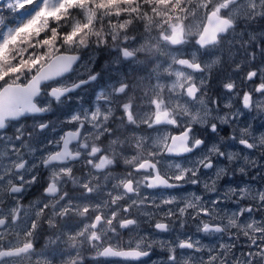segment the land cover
<instances>
[{
  "label": "snow or ice",
  "instance_id": "1",
  "mask_svg": "<svg viewBox=\"0 0 264 264\" xmlns=\"http://www.w3.org/2000/svg\"><path fill=\"white\" fill-rule=\"evenodd\" d=\"M7 7L13 12H20V15L14 26L6 25L0 18V193L3 194L0 195V264H19L20 260H30L35 255L31 238L40 219L49 209V227L56 226V217L63 220L76 215L86 221L74 234L68 236L72 248L87 243L96 250L98 256L121 257L125 260H140L150 256L153 243L148 242L145 237H141L134 248L124 250L109 243V233L117 236V228L127 229L138 225L135 218L130 215L122 216L121 213H130L131 209H139L144 205L147 198L141 196L142 186L150 189L180 186L179 183L170 181L197 184L198 180L193 177L197 176L200 168H213L212 155L225 157L229 162L239 158L238 153H226L219 145H213L192 167L170 164V168H175L171 175L162 173L159 167V157L164 154L192 153L204 145V140L193 134V125H208L210 110L201 93L204 80L197 78L194 73L204 72L219 63V57L212 59L210 64L202 62L201 57L212 55L223 42L224 34L234 30L240 19L254 21L264 18V0H9ZM197 17L200 23L195 31V44L199 47L191 53L190 58H184V53L175 46L189 42L187 38L193 34L191 20ZM137 23L143 25L139 38L129 31ZM41 33L46 34L42 36ZM129 41H134L135 44H130ZM93 45L96 48H111L116 52L117 60L122 57L135 63H146L148 67L155 65L153 72L156 83L144 93L147 97L144 102L150 106L149 112L140 116L134 111V98L128 93L130 86L121 81L118 87L112 86L111 92L101 89L96 95L94 110H81L64 121L74 124L75 128L64 132L59 140L48 141L56 147L40 158V164L50 173L44 192L51 199L36 209L35 219L31 220L30 226L26 224L21 229L18 221H25L27 214L25 217L21 216L19 197L13 194L22 193L26 185L37 182L35 174L30 178L26 177L38 165L26 160L22 152V149H27L34 154L36 149L24 139L25 131L22 127L16 129L14 137H6L3 130L10 121L50 110V103L41 104L37 100L42 95V84L52 82L48 84L47 95L60 104L63 103L62 98L69 93L97 81L101 75L99 72H89L87 79L72 83L58 79L72 70L73 64L80 59L82 49ZM61 49L64 51L61 52ZM252 58H255L254 53ZM239 68L240 65L237 64L236 70ZM165 75L170 79L162 80ZM257 76L258 72L251 70L247 72L246 79L254 81ZM259 79L254 91L264 96V70L259 72ZM224 87L232 92L236 85L230 81ZM198 93L201 95L198 96ZM242 100L244 108L253 107L251 93L245 92ZM101 101L103 105L99 103ZM196 104L200 107L196 108ZM259 106L264 110V102H260ZM117 108L122 109V114L118 117L122 126L126 117L127 125L139 127L140 124H145L158 134L161 131L157 127L159 125L181 130L178 134H171L165 129V134L157 135L151 143L150 137L134 136L130 146L135 149V153L125 155L122 149L127 141L117 134L118 128L109 126ZM219 119L220 123H229L227 115ZM37 127L42 133L49 128V124L40 122ZM210 128L215 133L216 123H211ZM28 136L31 137L32 133H28ZM105 136L108 138L107 146L98 143ZM248 136V129H243L239 144L247 150L264 152V136L258 140L252 138L251 142L246 138ZM231 139L236 140L237 137L232 136ZM13 155L16 157L14 160L11 158ZM118 159L127 166V170L123 176L116 178L113 177L110 166H114ZM243 159L245 164L256 163L247 156ZM73 162L90 166L83 178L74 175ZM240 171L243 173L245 168L240 167ZM224 174L225 169L217 170L216 179ZM110 178L116 180L112 189L117 191L108 190L105 192L107 199L93 203V195H99L106 189ZM69 181L84 190L79 198L69 197V193L64 190ZM215 183L213 180L211 186L205 184V189L216 191ZM232 195H237L239 199L250 197L256 203L242 207L230 216L218 217L217 205L220 200H212V207H207L202 202V197L194 195L183 201V207L168 209L165 216L169 219L177 217L181 227L187 222L185 217H209L208 221H200L198 231L205 234H229L237 239L242 234L249 241L248 252L242 254L243 259L234 258V264H264V219L258 220L252 215L254 210L264 209V191H257L252 195L247 188H232L225 194L229 197ZM9 197L16 203L5 209L3 203ZM77 199L88 202H76ZM122 200L129 202L126 206L121 205ZM161 203L170 205L177 203V200L170 197L163 199ZM155 206L160 207L159 204ZM189 209L193 211L190 213ZM245 213L248 216L241 220ZM216 219H220L221 223H212ZM225 220L226 223L223 222ZM155 228L167 232L170 226L158 221ZM231 229H235V233ZM13 231L17 243L13 245L8 241L6 246L4 242ZM21 235L24 237L22 243ZM219 247V254H209L207 260H204L203 257L177 252V249L201 252L198 240L191 237L179 239L174 245L167 246L168 262L227 264V253L231 252L235 244H221ZM36 264H52V261L38 258ZM61 264H81L80 252L77 251L74 257L70 256L66 261L62 260Z\"/></svg>",
  "mask_w": 264,
  "mask_h": 264
},
{
  "label": "flooded vegetation",
  "instance_id": "2",
  "mask_svg": "<svg viewBox=\"0 0 264 264\" xmlns=\"http://www.w3.org/2000/svg\"><path fill=\"white\" fill-rule=\"evenodd\" d=\"M139 38V37H138ZM197 36H194L192 39L193 45L198 48V45L195 44V39ZM258 44L259 46H264V18H257L254 21H246L244 19H240L234 30H229L228 34H224V40L223 42L218 46L220 48L219 52L220 55H217L220 58V64L214 69L211 70L208 75L205 77L204 80V87L201 90V93L203 94V98L205 100V103L210 110L212 106L215 105L219 108V112L214 113L213 115L216 117L214 118L213 115L208 121V125L204 126H198L193 125V134L202 140H204V145L201 146V148L196 149L192 153L185 154L183 156H168L171 159H174L176 161L179 160H186L190 157H197L198 154L202 151H204L207 154L208 148L212 147L213 145H219L221 150L229 153L234 152L239 154V158L229 162L225 157H219L216 155L211 156V160L213 162V168L211 169H205L204 171L208 173H212L216 167L219 169L223 168L226 170V174L222 175L221 178L216 179V177H212L210 186L212 185L213 180L216 181L215 188L216 191H211L208 195H220V205L226 206L228 208L226 216H230L232 213L237 212L242 207H247L250 205H253L256 203V201L252 200L250 197H246L244 199H239L237 195L232 196H225L226 193L229 192V189L235 188L237 190L242 188H247L250 190V193L254 195L257 191H264V152H261L259 150L253 149V150H247L244 149L242 145L239 144L238 140L241 135V131L243 129H248L250 136L246 137L250 140L252 138L256 137V132L258 130L255 128H250L247 124L243 122V118L238 114L240 110H245L243 107V94L241 95V106L242 108L238 109L235 107H226V105H229L228 102H226V97L234 92L235 94H241L242 90L239 87H236L233 89L232 92H229L227 89H225L224 84L216 83L215 78L218 76L219 78H223L224 80H228V82H233L235 79L241 78L244 74L242 68L240 67L239 70H236V65H240L241 59L240 56L242 54V51L244 48L250 49L253 44ZM204 50H201L203 52ZM216 54L203 56V60H207L209 58L215 57ZM251 68L255 69L258 72L261 70H264V60L261 58H258L252 65ZM248 72V70H247ZM246 72V74H247ZM149 75L154 74L152 70H149ZM203 72H197L194 74H199ZM246 76V75H245ZM246 78V77H245ZM132 79V78H131ZM168 79L167 77L163 76L162 80ZM258 77L254 78V81H248L249 83H256V80ZM98 82H103L104 78L103 75L100 76V79L98 77ZM134 80V79H133ZM223 81V80H221ZM138 94L142 95L143 98H147L144 96L142 92H140L137 89ZM225 92V95L222 93ZM201 93H198L197 95H201ZM249 93L252 94L253 99V106L254 102L257 101L258 96H261V94L256 93L255 91H250ZM264 97V96H263ZM63 100V99H62ZM140 111H144L143 106H139ZM250 112H252L254 107L249 109ZM48 113V114H47ZM235 114V115H233ZM227 115L229 119V123H220L219 117H223ZM39 117V116H36ZM51 115L49 112H46V114L43 116V119H47L45 123H48V120H50ZM216 123L217 125V131L214 133L211 131L210 124ZM158 128L163 130V128L170 127L169 131L171 134H178L181 129L179 128H173L172 126H165V125H159ZM73 128L64 129L61 132V135L64 132L73 130ZM119 128V127H117ZM7 129V128H6ZM5 129V130H6ZM3 130V132L5 131ZM36 130L38 132L39 129L36 126ZM45 129L44 131H46ZM146 131L147 138L150 137L149 141H152L157 137V132L154 129L144 128ZM160 131V132H161ZM126 134H130L132 137L135 135L133 132H126ZM60 135V136H61ZM142 136V135H140ZM236 136V140H232L231 137ZM154 137V138H153ZM127 141V143L124 145L125 147H129L131 144V141L124 139ZM98 143H101L105 146H107L108 138L104 137V139H101L98 141ZM74 147V145H72ZM123 153L125 155H133L135 151L133 152V148H123ZM167 156V155H162ZM247 156L251 161H255V165L251 164H245V161H242L243 157ZM75 164V167L73 169V173L75 176L84 177L86 174V170L90 166H85L79 162H73ZM41 167H43L42 164H40ZM161 168L162 173L166 174L164 170L161 167V164L159 165ZM240 167H244L245 171L242 173L240 171ZM112 172H114L117 176H123L127 170V166L124 165L122 160H118L117 163L110 168ZM138 175V174H137ZM172 183H179V187L165 189V188H145L141 187V196L146 197V194L148 195H155V196H166L167 198L173 196V195H179L184 191H187L188 189L184 187L182 184L183 181L176 182V181H170ZM48 182L45 180V173L41 172V177L39 178L37 176V182L32 185V187L29 189V192L32 196L35 197H41L44 195V189L47 187ZM192 187H197L198 191L203 192L201 188L199 187V184H193ZM84 190H82L83 192ZM119 191H122L120 189ZM77 193H80V190L77 189ZM45 196V195H44ZM47 199L51 198L48 196H45ZM38 199V198H37ZM24 198L22 199V201ZM129 201L122 200L120 201L121 205H127ZM63 203V202H62ZM158 204V203H156ZM156 204H151L148 202V200H145L144 205H142L139 209L133 208L130 210V213H121L122 216L130 215L131 218H135L138 221L137 226H133L127 229H119L117 228V232L119 235H117V238L119 239L120 245L118 246L121 249L128 250L132 245L129 246H123L121 243L125 242L126 239H130V234H132L135 231H151L157 235H160L159 237L163 239L164 243H159L155 246H153L150 249V256L144 257L143 259H140L138 261H128V260H117V259H108L112 260L119 264H169L168 262V251L167 246L174 245V243H177L179 239H187L188 237H191L193 240L196 238V233L199 234L200 238L203 239V242L210 241L212 239V234H205L201 231H198V227L201 225H198L196 222V219H190L188 217H185L184 219L187 221L183 227L180 226V220L177 217H172L169 219L165 216V213L170 209L174 204L170 205H164L162 203H159L160 207H156ZM4 207V204H3ZM5 208V207H4ZM233 209V210H230ZM50 210V209H49ZM49 210H46V214L44 217L40 219L39 226L37 230L34 233V236L31 238L32 243L34 246V259L33 262L36 264V261L38 258L45 259V260H51L52 264H61V259L66 258L67 255H76V252H80V256L84 258L86 254V249L84 245H77V248L70 247V242L68 241V236L70 235V223L67 222V227L62 228L60 224H56L55 227H49L47 223ZM192 209H189V212H191ZM144 213H148L150 215H146ZM253 217L256 219H264V209L254 210L252 213ZM248 214L245 213L244 217H241L240 219L243 220L245 217H247ZM35 219V217L33 218ZM73 219V216H72ZM71 219V220H72ZM61 219L57 217L56 223H60ZM164 222L169 224L170 229L167 232H161L155 228V224L157 222ZM19 223V221H18ZM214 223V222H212ZM218 224V223H214ZM74 226L72 227V231L74 232ZM231 231H235L234 229H231ZM73 234V233H72ZM218 234V233H215ZM222 237L224 239V242H226L228 245L235 244V247L231 250H235L230 254V256H234V258H241L244 257L242 254H246L248 252V244L247 246H241V243L246 242L247 238L244 237L242 234L237 239L235 236H230L229 234L221 233ZM23 235H21V243L23 242ZM8 241H11L13 245H16V234L15 231L12 232L11 235L7 237L5 240V245L7 246ZM249 243V241L247 240ZM132 243V242H131ZM164 245V246H162ZM205 247V246H204ZM204 247H202V251L198 253H193L191 250H179L177 249V252H186L189 255H192L193 257H203L204 260H207L209 253H206ZM134 248V247H133ZM237 250H240L239 253H237ZM193 253V254H192ZM82 254V255H81ZM89 255H90V248H89ZM98 258H100L97 255ZM90 258V257H89ZM94 259V257L92 258ZM91 259V260H92ZM228 260V257H227ZM81 264H85L84 261ZM227 264H230L227 262Z\"/></svg>",
  "mask_w": 264,
  "mask_h": 264
},
{
  "label": "rangeland",
  "instance_id": "3",
  "mask_svg": "<svg viewBox=\"0 0 264 264\" xmlns=\"http://www.w3.org/2000/svg\"><path fill=\"white\" fill-rule=\"evenodd\" d=\"M8 2H9V0H0V18H2L4 20V23L6 25L14 26V22H15L16 18L20 15V12H13L12 10H10L7 7ZM186 23H188V21H186ZM199 23H200L199 17L192 19L191 20V26H192L193 34L188 36L187 39L189 42L185 45L175 46L176 48L180 49L184 53V58H190L191 53H193L197 49L193 45L192 39L194 38V36H196L195 31H196L197 25ZM140 27H142V31H143V25L140 23L134 24L132 26L131 30L130 29L129 30H130V32L136 31ZM45 34L46 33L42 34V36ZM132 34H133V32H132ZM134 35H138V33H136ZM137 37H139V36H137ZM129 43L135 44L134 41H129ZM219 47H217L215 52L213 53V54H216L215 57L209 58L207 60L204 59L203 62L210 64L212 59L218 57L217 55H220V52H219L220 48ZM101 48L103 49V51L101 52L103 57L101 59L98 58V55L96 54L97 52L94 51V49L95 50L98 49L94 45L88 49H82L81 52L83 53V55L80 56V61L72 68V70L67 75L61 77L60 79H63L66 83H72V82L78 81L80 79H87L89 72H93V73L99 72V73H101L100 76L103 75V78H104L103 82H98V80H97V81H93L90 84L84 85L82 88L77 89L75 92L68 94L67 97H63L62 98L63 103H60V104H57L55 100H50V99H48V97H46L45 92L48 89V85H46L45 87L42 88V90H43L42 95L40 97H37V100L40 101L41 104L50 103V105H51L50 110L48 111L51 115V118H50V120H48L49 128L46 131H44L42 133L38 132L36 130V126L40 122H45L47 119H43V116H39V117L30 116V117H26V118H19L16 121H10L7 129L3 132V134L6 137H14L16 134V129L22 127L25 131L24 139L26 141H29L31 143L32 147L36 149L34 154L29 153L27 151V149H22V152L24 154V158L26 160H28L30 163L34 162L38 165V167L33 169V172L29 173L26 178H30L31 175H33V174H35L36 176H38L40 178L41 172H44L45 173V180H46V182L49 183L50 173L47 169H45L44 167H41V165H40L41 156L46 155L48 151L54 150L56 147L55 145H50L48 143V141L59 140L61 132L64 129H69V128L75 127L74 124H69V123L64 122V121H67V119L72 114H74L76 112H80L81 110H94L95 105L97 103L96 95L101 91V89H103L105 92H111L112 86L118 87L119 83L121 81L126 82L130 86L128 89V93L130 96H132L134 98V102H133L134 111L137 112L140 116H144L146 113L149 112L150 106L144 102L147 98H143L142 95H137L138 94L137 89L144 94L145 91L150 89L152 84L156 83L155 73L153 72V68L155 67V65L153 64L151 67H148V66H146V63H135L131 60H124L122 57H120V59L117 60L116 52H114L111 48H109V47H101ZM253 53L255 54L254 59L252 58ZM201 58H203V56ZM258 58H261L264 60V46H259L258 44L255 43L252 45V47L250 49L244 48V50L242 51V54L240 56V59H241L240 67L242 68L244 74L242 75V80H241V78H238V79H235V81H233L235 83L236 87L241 88L242 93L239 95V94H235L234 92H232L226 97V102H228L229 105H231L232 107L241 109L242 108V106H241V95L244 94L245 92L254 91L255 86L257 84H259V82H260L259 75L257 76L258 79L256 80V83H254V84L249 83L247 81V79L245 78L247 70L248 71L255 70V69L251 68V65ZM161 59H166V58H161ZM219 61H220V58H219ZM219 64H220V62L212 65L210 68L206 69L203 73L194 74V75L199 79L205 80V77L208 75V73L211 70H214ZM175 67H178V66H175ZM149 70H152V72L154 74L149 75V73H148ZM185 70L189 71L187 69H185ZM161 71H162V69H161ZM165 77H167V76L165 75ZM167 78L170 79L169 77H167ZM99 79H100V77H99ZM168 79H166V80H168ZM199 79L197 80V83H199ZM221 80H223V81H221ZM215 82L225 84L228 82V80H224L223 78H219L217 76L215 78ZM203 87H204V85H203ZM203 87H202V89H203ZM222 94L225 95V92H223ZM260 102H264L263 96H258L257 101L254 102L253 107L255 110L250 112L249 109L245 108V110L241 109L240 112L238 113L243 118V122L245 124H247L250 128H254V129L256 128L258 130V132L255 133L256 134V137H255L256 140H258L261 136H264V110H262L261 107L259 106ZM99 103H101L103 105L102 101ZM140 105L144 107V111H140V107H139ZM195 107L199 108L200 105L196 104ZM217 112H219V108L214 103V105L210 109V114L207 118L208 121L211 118V116ZM121 114H122V109L117 108L115 116L109 122V126H111L113 128L119 127L118 128L119 131L117 134L120 135L121 139H123V140L126 139L129 141L132 140L133 137L130 134H126V132H133V134L135 136L142 135V136L147 138L146 131L144 130V128H147V125L140 124L139 127H137L136 125H127L126 117H125L124 118V125L122 126L121 121L118 118L121 116ZM213 117L216 118L214 115H213ZM62 122H64V123H62ZM197 125L199 127L201 126L199 124H197ZM169 128L170 127L163 128V130L159 134L157 133V135L165 134V131H164L165 129H167V131L170 132ZM28 133H32V136L29 137ZM105 138H106V136H105ZM101 139H104V137H101ZM16 143L19 144L18 141ZM149 143H151V141H149ZM123 148H131L132 149L133 147H131L129 145V147L124 146ZM134 151H135V149L133 148V152ZM205 154L206 153L204 151H202L198 154L197 157H190L186 160H179V161L171 159L168 156H161V157H159V159L161 160V167L164 170V172L166 173V175H171L173 172H175V168L174 167L170 168L169 167L170 164H172V165L180 164L182 167H192V166H194V162L197 161L198 159H200L201 156H203ZM128 156H130V155H128ZM11 158L13 160L16 159V157L14 155ZM242 161H244V159H242ZM110 168H112V166H110ZM89 170H90V167L87 168L86 172H88ZM217 170H219L218 167H216L212 173H208V172L204 171L203 168L201 167L197 176L193 177V179L198 180L197 184L200 185L199 187L201 188V190H203V192L198 191L197 187H192V186H194L193 184L185 183L183 181L182 184L188 190L182 192L179 195L171 196V197L176 198L177 203H175L170 209H178V207H183V201L185 199H191L194 195L202 197V202L205 204V206L212 207L211 201L217 200V199L220 200V197L222 196V194L213 195V196L208 195V194H210L211 191H208L205 189V184H208L210 186L212 177H214V178L216 177L215 173ZM112 175H113V177H116V178L121 177L120 175L117 176L114 172H112ZM78 177H80V176H78ZM17 183H19V181H17ZM113 183H116V180L110 178L109 181L107 182L106 189H103L99 195H93L92 202L95 203L101 199H107L105 192L108 190H111L113 192L117 191V190L112 189ZM32 185L33 184L26 185L25 190L22 193L13 194V196L19 197V204L21 206V216L25 217V214H27L25 221H19V223H18V224H20L21 229H23L26 226V224H27V226H30L31 220L35 217L36 209L41 207L43 202H46V201L51 199V198L47 199L44 195H42L41 197L32 196L31 193L29 192V189L32 187ZM77 189L80 190L79 194L77 193ZM64 190L69 193V197L79 198L83 189L78 187V186H74L72 184V182L69 181L65 185ZM0 195H3V194L0 193ZM23 198H24V200L22 201ZM146 198H147L148 202L151 204H156V203L159 204V203H161V201L163 199H167L166 196H155V195H148V194H146ZM76 202L87 203L88 201H86V200L80 201L79 199H77ZM15 203H16V201L9 197V198H6L4 200L3 204H4V207L6 209L9 206L14 205ZM230 210H233V209H230ZM192 211L193 210H191V212ZM227 211H228V208H226V206L224 207V206L220 205V203L217 205L218 217L226 216ZM49 213H50V210H49ZM90 215H92V213H90ZM72 216H73V219H72ZM56 219H57V217L55 218V220ZM209 219H210L209 217L201 215V216L196 218V222L198 225H200L201 220L208 221ZM193 220H195V219H193ZM67 222L70 223V227H71L70 234H72V233L74 234L79 228H81L83 226V223H85L86 221L79 216L70 215V216L64 218L63 220L61 219L60 223H56V224L57 225L60 224L62 226V228L64 229L67 227ZM212 222L219 224V223H221V220L216 219ZM223 222L226 223L227 221L225 220ZM74 224H75V226H74V232H73L72 227ZM231 232L234 233V231H231ZM196 235L197 236H196L195 240L199 241L201 247L205 246L204 249H205L206 253H209L212 255H217L220 253L221 250H220L219 246L221 244H227L226 242H224V239H223L221 233H218V234L213 233L212 239L210 241H207V242H203L202 241L203 239L200 238L198 233H196ZM109 236L111 237V239L109 240V243L111 245H114V246L120 245L119 239L117 238V236H113L111 233H109ZM159 236L160 235H157L151 231H143V230L135 231L132 234H130V239H126L125 242H123L121 244L123 246L132 245V247H135L136 242L141 237H145L148 242H152L153 246H155L159 243H164L163 239L160 238ZM20 239H21V237H20ZM23 239H24V237H23ZM130 242H132V243H130ZM16 243H17V240H16ZM247 244H248V242L246 240V242L241 243V246H247ZM83 245L85 246L86 254H85L84 258H82V256H80V260L82 263L84 261L85 264H119V263H116L112 260L98 258L95 249H93L87 243H85ZM105 246H107V245H105ZM144 246L145 245H142V247H144ZM89 248H90V255H89ZM234 251L235 250H233L232 252H234ZM232 252L227 253V257H228L227 262H229L230 264H234V256H230V254ZM239 252H240V250H237V253H239ZM70 256L74 257V255L69 254V255H67L66 258H62L61 261L62 260H64V261L68 260ZM93 257H94V259H92ZM34 258L35 257L33 256L30 260L29 259L20 260L19 264H34V262L32 260ZM148 264H151V263H148Z\"/></svg>",
  "mask_w": 264,
  "mask_h": 264
},
{
  "label": "water",
  "instance_id": "4",
  "mask_svg": "<svg viewBox=\"0 0 264 264\" xmlns=\"http://www.w3.org/2000/svg\"><path fill=\"white\" fill-rule=\"evenodd\" d=\"M199 47V46H198ZM80 61V59L75 63V64H73V66H72V68L78 63ZM179 67V66H178ZM190 71V70H189ZM68 74V72L67 73H65L64 74V76L65 75H67ZM59 79V78H58ZM49 83H51V82H46V83H44V84H42L41 85V87L43 86V85H48ZM49 89H47L46 90V92H45V94H46V96L48 97V99H50V100H54V99H52L51 97H49L48 95H47V91H48ZM46 113H43V114H35V115H26V116H22V117H29V116H44ZM22 117H20V118H22ZM15 121V120H14ZM185 154H188V153H185ZM185 154H181V155H168V154H165V155H167V156H174V157H176V156H183V155H185ZM165 189H170V188H165ZM44 195H45V192H44ZM46 196V195H45ZM100 258H103V259H117V260H125V259H123V258H121V257H113V256H107V257H105V256H99ZM144 258V257H143ZM143 258H141V259H143ZM126 261V260H125ZM128 261H138V260H128Z\"/></svg>",
  "mask_w": 264,
  "mask_h": 264
},
{
  "label": "trees",
  "instance_id": "5",
  "mask_svg": "<svg viewBox=\"0 0 264 264\" xmlns=\"http://www.w3.org/2000/svg\"><path fill=\"white\" fill-rule=\"evenodd\" d=\"M112 19H115V17H113ZM131 28H132V26H131ZM131 28H130V30H131ZM130 30H129V31H130ZM61 31H64V29H61ZM132 32H133V34L138 33L137 36H139V33L142 32V27H140V28L137 29L136 31H132ZM132 32H131V33H132ZM42 34H44V33H41V35H42ZM63 51H64V49H61V52H63ZM94 51L97 52L96 54L98 55V58H99V59H101V58L103 57V56H102V53H101V52L103 51L102 48H98L97 50L94 49ZM81 55H83V53L80 51V56H81ZM44 87H45V86H44Z\"/></svg>",
  "mask_w": 264,
  "mask_h": 264
}]
</instances>
